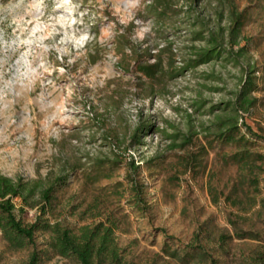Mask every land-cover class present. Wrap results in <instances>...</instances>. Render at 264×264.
<instances>
[{
    "label": "rangeland",
    "instance_id": "374dc122",
    "mask_svg": "<svg viewBox=\"0 0 264 264\" xmlns=\"http://www.w3.org/2000/svg\"><path fill=\"white\" fill-rule=\"evenodd\" d=\"M149 1L0 0V174L37 190L64 177L45 212L16 201L23 224L47 226L20 246L0 229V264L33 254L81 264L52 246L56 224L76 234L111 226L99 264H264V1L234 0L248 9L237 61L224 53L194 66L196 17L218 23L216 0L190 13L172 0L162 14ZM122 33L138 53L163 49L169 64L139 76L123 62L128 46L116 48ZM249 77L256 102L236 116L253 142L235 162L244 147L218 133Z\"/></svg>",
    "mask_w": 264,
    "mask_h": 264
},
{
    "label": "trees",
    "instance_id": "16d2710c",
    "mask_svg": "<svg viewBox=\"0 0 264 264\" xmlns=\"http://www.w3.org/2000/svg\"><path fill=\"white\" fill-rule=\"evenodd\" d=\"M179 1L184 6V11L188 13L192 10H205L206 12V2L208 4L211 3L210 0ZM171 2L172 0H150L148 6L154 14H162V12L173 7ZM213 11L217 15L218 22L213 25H207L208 23H205L206 19L203 17H196L198 23L195 24H200L201 28L193 32L196 35L195 38L202 40L203 43L201 46L195 47L197 50L193 54L197 57L192 58L191 60L193 61L188 63V66L208 62L224 53L232 61H237L245 53L246 40L241 36V28L248 18V9L245 7L239 10L234 0H216V3L213 5ZM129 42V36L126 33H122L116 39V48L124 49L125 46H128L129 53H122V56H130V60L127 62L123 59V62L127 66L131 62L134 71L140 74L139 76L151 79L158 71L163 70L164 65L169 64L170 59L168 61L162 55L163 49L158 48L155 52L147 50L138 53ZM241 42L243 44H240ZM150 58L152 60L149 61ZM240 86L234 106L231 109L235 113L229 114L226 119L221 121L218 133L219 140L227 143L235 142L244 147L242 150L232 154V159L235 162L245 160L250 156L247 145L252 144L253 140H250L245 133L241 132L236 114L247 112L255 104L256 98L251 96V92L257 89L256 77L244 79ZM143 129L144 127L140 125L134 132L133 139L138 138L139 133ZM246 129L253 137L260 138L248 125H246ZM129 164H133L132 158H130ZM63 178V176L59 175L55 181L43 184L37 190V181L31 182L22 178L13 179L0 174V229L10 241L14 240L20 246L23 244V239L31 240L33 238L35 230L47 226V223L39 221L28 225L23 224L14 215L13 210L16 208V201L18 200V208L21 210L25 206L32 207L34 204L42 202L44 204L43 212H45L54 197L55 191L64 182ZM36 190L38 195L37 199L34 200ZM53 230L52 246L62 255L72 253L81 264H99L93 261L96 245L100 252L108 246L107 244L112 239L113 234L111 226L104 227L102 232H99L98 229H91L81 234L73 233L66 227L61 228L58 224L53 225ZM96 235H99L98 244L95 241ZM38 258L33 254L28 264H37Z\"/></svg>",
    "mask_w": 264,
    "mask_h": 264
}]
</instances>
